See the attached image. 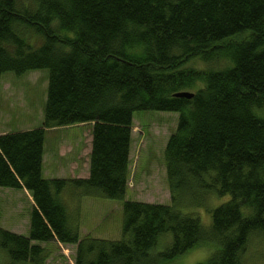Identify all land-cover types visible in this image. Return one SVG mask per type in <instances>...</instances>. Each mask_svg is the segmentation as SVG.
<instances>
[{"label": "trees", "instance_id": "16d2710c", "mask_svg": "<svg viewBox=\"0 0 264 264\" xmlns=\"http://www.w3.org/2000/svg\"><path fill=\"white\" fill-rule=\"evenodd\" d=\"M218 56L229 66H188ZM38 69L41 125L0 134V187L33 201L27 236L0 227L8 264H47L32 242L53 240L75 245L74 264H168L204 244L207 264H243L248 239L264 236V0H0V81ZM139 110L179 114L163 151L170 204L126 199ZM79 124L91 127L88 176L44 178L46 131ZM66 191L121 200V238L81 237Z\"/></svg>", "mask_w": 264, "mask_h": 264}, {"label": "rangeland", "instance_id": "374dc122", "mask_svg": "<svg viewBox=\"0 0 264 264\" xmlns=\"http://www.w3.org/2000/svg\"><path fill=\"white\" fill-rule=\"evenodd\" d=\"M19 2L20 4H31V0L25 2L19 0ZM247 38H249L248 32L232 35L228 39L220 41L217 44V50L223 49L226 42L227 45H230L236 41L242 42ZM229 64L230 61L223 60V57L220 56L216 57L215 61H209V63H205L196 57L190 61L188 66L195 69L214 67L215 70L229 66ZM47 82V69L30 70L21 75H16L11 71L2 74L0 81V134L34 129L41 125ZM190 91L188 90V92ZM178 115L177 112L172 111L139 110L133 113L130 177L127 184L126 199L145 203H171L163 151L169 135L176 128ZM80 125V127H61L45 135L46 151H48V147H53V152L47 153L48 158L54 153L57 156L64 155L62 157L71 155L69 160L56 159L61 164L62 169L66 168L68 175L72 173L71 168L78 167L77 176H69V178H80L85 168L84 160L85 158L88 159L89 156L88 146H90V142L87 137L90 130L84 124ZM54 156L56 157V155ZM45 169L46 162L44 163L43 174L47 176L50 171L48 168ZM61 174L60 177L56 178L64 177L65 171ZM63 196L69 199L70 203L68 201L67 203H69L68 208L73 215L72 218L77 217L79 219L77 222L81 237L89 234L107 240L121 238V200L88 196L91 198L89 201L83 200L86 204L83 203L76 207L75 201L80 198L76 191H66ZM227 198L228 196L219 199L210 198V207L214 208L225 202ZM28 199L32 200L27 191L0 187V227L27 236L29 211L32 206ZM184 212H192L199 217L203 227L210 226L211 215L205 208L184 209ZM32 243L47 247L49 251L47 264H74L75 245H63L55 240L49 243ZM214 249V244L194 247L174 258L168 264H207V260ZM242 259L243 264H264V236L252 235L248 239ZM0 264H8V258L2 250H0Z\"/></svg>", "mask_w": 264, "mask_h": 264}, {"label": "crops", "instance_id": "0c3cea01", "mask_svg": "<svg viewBox=\"0 0 264 264\" xmlns=\"http://www.w3.org/2000/svg\"><path fill=\"white\" fill-rule=\"evenodd\" d=\"M81 125H75V126H72V127H80ZM84 126H87L88 127V130H90V125H84ZM61 127L59 128H54V129H50V130H47L45 135H47L48 132H51L55 129H60ZM63 128V127H62ZM90 136V137H89ZM89 136L87 137V139H89V150L91 149V135H90V132H89ZM86 137V136H85ZM47 150V147H45V139H44V153H43V158H42V175L44 176L43 174V168H44V163L46 162V169L48 168V170L50 171L47 176H44V178H55V177H60V175H62L61 173H63L65 171V174H64V177H61V178H67V177H76V173L78 171V167H74V168H71L72 169V173H70L69 175L66 173V168L65 169H62V166L60 163H58V161L56 159H60L62 160L63 158L65 160H69L71 158V155H69L68 157H62L64 155H59L57 156L56 153L52 154L49 156V158L47 157V153H51L53 152V147H48V151ZM90 153V151H89ZM66 154V153H65ZM56 155V157L54 156ZM87 157V155H86ZM62 158V159H61ZM84 165H85V168H84V171L83 173L80 175V178H86L89 174V171H88V159L85 158L84 160ZM85 174V175H84ZM91 198L89 197H80L78 200L75 201V204L76 205H81V204H86V202H83L84 201H89ZM29 200V199H28ZM31 201V202H30ZM80 201V202H78ZM30 204L32 205V200H29Z\"/></svg>", "mask_w": 264, "mask_h": 264}, {"label": "water", "instance_id": "95a60500", "mask_svg": "<svg viewBox=\"0 0 264 264\" xmlns=\"http://www.w3.org/2000/svg\"><path fill=\"white\" fill-rule=\"evenodd\" d=\"M174 96H175V97L191 98L192 93L184 91V92H178V93H176Z\"/></svg>", "mask_w": 264, "mask_h": 264}]
</instances>
